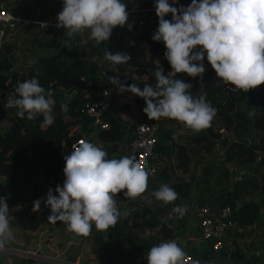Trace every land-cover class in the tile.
Returning <instances> with one entry per match:
<instances>
[{
  "label": "trees",
  "instance_id": "trees-1",
  "mask_svg": "<svg viewBox=\"0 0 264 264\" xmlns=\"http://www.w3.org/2000/svg\"><path fill=\"white\" fill-rule=\"evenodd\" d=\"M190 3L191 0H178L177 4ZM129 24L132 25L131 30ZM157 27L145 29L127 21L125 26L113 29L108 41L97 45L94 40H87L78 45V51L70 53L69 57L64 54L66 47L61 36H52L41 43L50 52L38 57L39 66L32 63L25 68L13 69V63L8 57L0 59V197H7L9 207L22 203L28 211L43 191L56 187L63 175L62 158L72 152L63 150L62 142L69 144L83 135L75 130L78 124L85 127L86 133L96 130L99 147L107 152L106 158L111 159L118 158L117 152L125 139H128L129 146L137 122L153 121L143 112L146 106L143 98L129 91L116 94V85L101 82L103 69L100 61H103L107 51L116 53L123 50L125 45L124 52L131 56L130 60L146 55L156 57L163 43L151 39ZM91 55L97 57V60H91ZM205 63H208L206 58ZM153 68L148 66L146 69L130 70L134 79L127 80L125 85L136 83L141 88L146 84L155 87ZM158 68L165 75L170 74L171 67L166 58ZM181 77L190 79L192 86L188 92L193 97H199V89L207 94V102L217 110L216 114L211 126L200 132H193L176 121L175 126L166 130L165 136L169 139V133L175 128L184 131V140L177 142L175 151L171 150L169 142L168 145L158 142L155 150L158 149L159 155L171 151L175 157V166L185 172L191 161V153L204 150L209 155L213 152V139L219 136L218 129L224 127L235 137L234 140L228 137L221 140L226 148L225 159L247 168L251 174L243 176L229 188V171L219 169L215 173V165L209 159L205 160L201 177L196 181L188 178L168 180L165 172V184L178 194L173 204L188 197L192 186L196 184L201 193L197 197L198 205L209 203L218 208L230 206L232 213H235V231L239 228L247 230L261 217V205L264 203V84L248 92L232 91L216 77L209 63L202 80L185 73L177 74L175 78ZM32 78H36L46 91L51 89L53 92L51 115L54 122L50 126L43 125L42 115L28 120L26 117H18L16 108L7 107L8 98L13 96L18 83ZM59 85L62 89H59ZM104 86L111 90L109 100L114 103V107L103 115L108 125L92 129L86 112V101L100 98ZM72 91H75L74 94L66 97ZM62 104L67 105L66 111L61 109ZM134 107L138 108L140 114L134 112ZM162 120L165 122L170 119ZM245 137H250L248 144L244 141ZM151 161L153 163V158ZM257 165L262 169L258 178L254 171ZM245 196H257L259 200H245ZM117 208L120 217L115 226L106 231H91L100 260L109 261L110 264H147L146 256L153 245L181 237L189 228L190 212L187 210L182 217L173 211L170 215L159 212L152 218L157 208L151 209L145 204H129L122 209L120 206ZM147 228L156 230L146 234ZM196 228L200 233V229ZM204 241L206 245L202 248L183 250L192 256L193 261H209L217 251L208 240ZM227 241L233 249L230 253L226 252L228 259L220 264H257L258 257L254 253L245 254L233 235L228 234Z\"/></svg>",
  "mask_w": 264,
  "mask_h": 264
},
{
  "label": "clouds",
  "instance_id": "clouds-1",
  "mask_svg": "<svg viewBox=\"0 0 264 264\" xmlns=\"http://www.w3.org/2000/svg\"><path fill=\"white\" fill-rule=\"evenodd\" d=\"M56 26L72 37L89 30V38L97 45L108 41L113 29L123 27L129 13L123 0H62ZM178 0H154L158 27L151 39L163 42L164 57L171 67L170 75L157 68L155 87L122 84L118 76L108 77L118 91H129L145 101L143 112L151 120L174 119L193 132L211 126L216 109L203 96L193 97L190 83L176 79L185 73L203 79L204 60L211 65L216 77L225 84L248 92L264 84V0H191L187 6L176 7ZM171 14V19L165 17ZM131 30L132 25H128ZM131 56L126 52L105 53L112 64H126ZM51 89L45 90L36 78L18 83L7 107L16 108L17 116L34 120L42 115L43 125H52L54 100ZM61 109L66 111L67 105ZM251 115V113H250ZM42 125V126H43ZM63 158L64 181L47 197L33 202V211L41 201L50 208L51 223L64 222L67 229L88 236L93 224L97 231L116 225L120 212L114 197L124 192L129 199L140 197L147 190V170L131 156L108 159L107 152L91 142L80 140L78 146ZM54 191L56 194H54ZM156 200L169 204L177 192L163 184L152 194ZM181 217L186 207L173 209ZM7 197H0V250L13 238L9 227ZM186 252L176 240L153 245L147 253V264H185ZM192 264H200L198 260Z\"/></svg>",
  "mask_w": 264,
  "mask_h": 264
},
{
  "label": "crops",
  "instance_id": "crops-1",
  "mask_svg": "<svg viewBox=\"0 0 264 264\" xmlns=\"http://www.w3.org/2000/svg\"><path fill=\"white\" fill-rule=\"evenodd\" d=\"M5 2L10 11H12L15 15H20L22 17L34 16L35 18L44 17L48 19H56L57 13L62 10L61 4L50 3L46 0H5ZM123 2L127 5V7L154 8V0H123ZM128 21L133 22L136 25H141L145 29H150L158 25V17L155 14V9L146 13H133L128 16ZM0 24H3L6 27L7 37L9 39L4 44L0 59L8 57L13 63V69L17 67L25 68L32 63L39 66V62L37 60L38 57L49 54L50 52L49 49L41 46V43L49 37L60 35L64 42L68 40V38H72L75 39L76 42H81L77 45L90 40L89 32L87 30L83 33L69 37L65 31L63 32L62 29L58 28L52 30L49 29L46 32H40V30H36L35 26H24L19 22L12 21ZM125 47L126 45L123 50H120L119 52H124ZM58 51H60V49ZM76 51H78L77 48H74L73 52ZM90 59L97 60V57L91 55ZM106 61L107 60H105V58L103 61H100V65L103 69L102 75L100 76L101 82L111 84L108 77L112 76H118L121 81L125 77L126 73L129 72L126 67L128 62L126 64L119 65V68H117L118 65L116 64H112V66L107 67ZM119 92L120 91L117 90L116 94ZM133 110L135 113L140 114L137 107H134ZM165 122L166 123L162 122L161 124L158 142L168 145L169 140L165 136V131L168 126H175L177 122L174 119L165 120ZM89 123L92 129H95L94 125L90 121ZM75 130L83 133V136H86L87 138V142H91L99 147L100 142L96 137V130H92L90 132L91 134L86 133L85 127L80 124L75 127ZM183 138V135H181L180 140L183 141ZM213 141V152L209 155L206 154L204 150H198L199 152L197 151L196 153L190 152L192 157L190 164L188 165V169L185 172H181L180 168L175 166V157L171 151L166 152V154L159 155L160 152L156 149L153 155L155 170L154 173L148 177L147 190L145 193L133 200L125 197L124 192L121 191L114 197L116 205L120 206L121 209L129 204H145L151 209H155L163 205V202L156 200L152 194L154 191L158 190L161 185L165 184L166 180L164 173L166 172L168 174V180L188 178L192 181H196L201 177L200 172L203 169L206 159H209L214 163L215 173H217L219 169H226L230 172V170L234 167L233 161H224L221 159L218 155L220 152L219 146L221 144L216 141L215 138ZM127 144L128 139H125L121 145V149L117 152L118 158L122 156L133 157ZM258 166L259 165H257L256 168L254 167L257 178L262 172L261 166ZM64 179V175L60 176L58 184L62 185ZM53 190H55V187ZM47 191L48 190L43 191L39 198L46 199ZM54 194H56L55 191ZM200 194L198 186L194 184L192 186V192L188 197L181 198L176 205L172 204L173 208L176 206L186 207V210L190 212L188 230L183 234V236L170 239L176 240L182 249L190 247L202 248L206 245V242L200 238V234L196 230V208L198 206L197 197ZM244 199L259 200L257 196H245ZM24 205L25 204L19 203L16 206L9 207L11 213V217L8 218L9 227L13 233V238L6 243L3 250H0V264L34 263L39 259L42 260L43 264H71V262L78 256H80L81 264H110L109 261L103 262L98 259L95 238L91 236V233L83 239L79 238V240L76 241L77 234L74 233L75 235H72L71 233L73 232H70L67 229L64 222H49L47 217L50 214V208L45 206L43 200L41 201L40 209L38 211H33V207L27 211V209L24 208ZM261 207V217L254 225L247 227V230L237 229V231H235V229L231 228L229 233V236L233 235V237L236 238V242L240 244L245 254L248 255L258 249L259 254L256 255L258 257L257 264H264V203ZM93 230H96L94 224L91 231ZM155 230L156 228H147L146 234ZM77 236L79 237V235ZM227 259L228 255L223 250L222 252H216L215 257L209 261H198L200 264H220L226 262ZM188 264H192V261Z\"/></svg>",
  "mask_w": 264,
  "mask_h": 264
},
{
  "label": "built area",
  "instance_id": "built-area-1",
  "mask_svg": "<svg viewBox=\"0 0 264 264\" xmlns=\"http://www.w3.org/2000/svg\"><path fill=\"white\" fill-rule=\"evenodd\" d=\"M46 1L50 3H59L63 6L62 0H46ZM180 5H184V4H177L174 6L179 7ZM153 9L154 8L152 7H141V8L127 7V11L129 15L140 12L146 13ZM165 18L170 20L171 14H168ZM12 21L19 22L24 26H35L36 30H40V32H46L49 29L52 30L58 28L56 26L57 24L56 19H51V18L48 19L44 17L35 18L34 16L22 17L20 15H15L12 11H10L7 8L5 0H0V23H9ZM58 29H62L63 32L66 31L64 28H58ZM8 40L9 39L7 37V29L3 24H0V57L4 44ZM165 51L166 48L162 43L160 45V48L158 49V54L156 55V57H150L146 55L143 58H139L136 60H129L128 63L126 64V67L129 71L133 69H146L148 66H154L157 69L158 67L161 66L162 61L165 58L164 57ZM204 67L207 68L208 63H205ZM176 79H181L188 83L190 81V79H187V77H183V78L181 77ZM226 86L232 91L238 90L231 84H227ZM59 89H62L61 85H59ZM188 90H190V88ZM110 94H111L110 88L104 86L101 89L100 98L90 99L86 101V112L88 116L94 117V120L91 123L93 125L96 124L100 128H104L108 125L107 121L103 119V115L114 107V103L109 100ZM0 96H1V92H0ZM198 96H203L206 98V101L208 100L207 94H205L201 89H199L198 91ZM162 122H164L162 118L153 121L137 122L133 128V138L129 142L130 152L132 153L133 157L140 163L141 167L147 170L149 176H151L154 172V166L151 159L153 158L154 155L155 145L158 143V139H159L158 137H159V132L161 130ZM169 127L170 126H168V128ZM218 131H219V136L215 137V140L220 142L221 144L219 146L220 152L218 155L221 159L227 161L225 159L226 148L222 144L221 140L224 137H228V139L234 140L235 137L233 136L232 132H229L224 127L219 128ZM183 134H184L183 130H179L175 128L169 133L168 140H169V146L172 151L176 150L177 142L180 140L181 135ZM80 140H85L87 142L86 136L83 135L76 138L69 144L62 142L63 150L73 151L74 150L73 146L74 145L78 146ZM244 141L248 144L250 142V137H245ZM134 153L137 154L136 157L134 156ZM62 164L65 166L64 158H62ZM233 164L234 167L229 172L230 174L229 188H232L234 183H236L243 176H247L251 174L249 173V170L247 168L241 167L239 166V164H236L234 162ZM212 201H214V199H212ZM231 215H232V209L230 206L218 208L215 205H211L209 203H203L201 205H198L196 208V226L200 229V233H199L200 238L202 240H208L212 244V248L217 252H221L224 250V252L230 253L233 249L232 245H230L229 242L227 241L228 234L230 233V229L237 228V226L232 224L229 220V217ZM84 237L85 236L79 235L80 239H83ZM253 253L257 255L259 253L258 249L253 251ZM26 256H32V255H26ZM77 258L80 260L79 256ZM77 258H75L71 262V264H81ZM191 261H193L192 256L186 255L185 264H188ZM25 264H43V262L41 259H39L37 262L25 263Z\"/></svg>",
  "mask_w": 264,
  "mask_h": 264
},
{
  "label": "water",
  "instance_id": "water-1",
  "mask_svg": "<svg viewBox=\"0 0 264 264\" xmlns=\"http://www.w3.org/2000/svg\"><path fill=\"white\" fill-rule=\"evenodd\" d=\"M18 68V67H17ZM156 68H153L152 70V73L154 74ZM134 77L133 75L130 73V72H127L125 77L120 81L122 84H125L127 80H133ZM75 91H72L70 93H67L66 94V97H70L72 94H74ZM94 120V117L92 116H89V121L90 122H93ZM94 128L97 129L98 126L96 124H94ZM136 153H134V156L136 157ZM173 202L169 203V204H164L157 207V209L155 210V212L152 214V218L156 217V215L159 213V212H162V213H165L167 215H170L172 212H173ZM237 206H239V202H237ZM11 217V213H10V209H9V218ZM229 220L232 224L235 223V213H232V215L229 217ZM72 235H75L74 233H71ZM76 241L79 240V237L76 235Z\"/></svg>",
  "mask_w": 264,
  "mask_h": 264
},
{
  "label": "rangeland",
  "instance_id": "rangeland-1",
  "mask_svg": "<svg viewBox=\"0 0 264 264\" xmlns=\"http://www.w3.org/2000/svg\"><path fill=\"white\" fill-rule=\"evenodd\" d=\"M37 36V35H35ZM65 47H66V52H64L65 55H67V57H69L70 53H72L74 51V48H77L78 50V43H81V42H76L75 39H72V38H68V40H66L65 42ZM81 45V44H80ZM91 58V57H90ZM106 66H112V63L106 61ZM77 258V257H76ZM80 258V256H79ZM83 258V257H82ZM78 259V258H77ZM98 259L100 260L99 256H98ZM79 260V259H78ZM80 261V260H79ZM81 263V261H80Z\"/></svg>",
  "mask_w": 264,
  "mask_h": 264
},
{
  "label": "bare ground",
  "instance_id": "bare-ground-1",
  "mask_svg": "<svg viewBox=\"0 0 264 264\" xmlns=\"http://www.w3.org/2000/svg\"><path fill=\"white\" fill-rule=\"evenodd\" d=\"M36 254V253H35Z\"/></svg>",
  "mask_w": 264,
  "mask_h": 264
}]
</instances>
